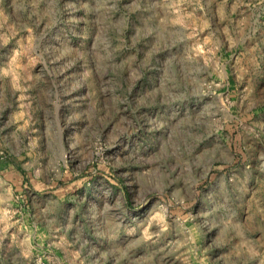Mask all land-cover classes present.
<instances>
[{
	"label": "rangeland",
	"instance_id": "1",
	"mask_svg": "<svg viewBox=\"0 0 264 264\" xmlns=\"http://www.w3.org/2000/svg\"><path fill=\"white\" fill-rule=\"evenodd\" d=\"M0 264H264V0H0Z\"/></svg>",
	"mask_w": 264,
	"mask_h": 264
}]
</instances>
